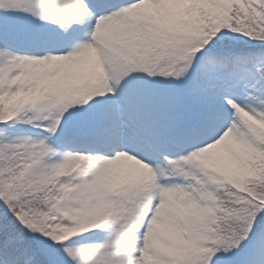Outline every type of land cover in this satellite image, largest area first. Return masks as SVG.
<instances>
[{"label":"snow or ice","instance_id":"obj_1","mask_svg":"<svg viewBox=\"0 0 264 264\" xmlns=\"http://www.w3.org/2000/svg\"><path fill=\"white\" fill-rule=\"evenodd\" d=\"M0 264H264V0H0Z\"/></svg>","mask_w":264,"mask_h":264}]
</instances>
